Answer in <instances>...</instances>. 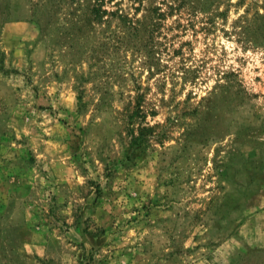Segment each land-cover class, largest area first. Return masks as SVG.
Returning a JSON list of instances; mask_svg holds the SVG:
<instances>
[{"label":"rangeland","instance_id":"1","mask_svg":"<svg viewBox=\"0 0 264 264\" xmlns=\"http://www.w3.org/2000/svg\"><path fill=\"white\" fill-rule=\"evenodd\" d=\"M0 264H264V0H0Z\"/></svg>","mask_w":264,"mask_h":264}]
</instances>
